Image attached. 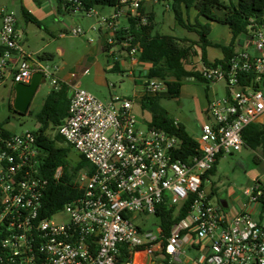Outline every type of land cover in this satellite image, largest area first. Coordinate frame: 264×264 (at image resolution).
Returning <instances> with one entry per match:
<instances>
[{
    "label": "built area",
    "instance_id": "obj_1",
    "mask_svg": "<svg viewBox=\"0 0 264 264\" xmlns=\"http://www.w3.org/2000/svg\"><path fill=\"white\" fill-rule=\"evenodd\" d=\"M143 2L120 0L111 16L99 18V24L111 31L105 47L115 44L120 17L148 23L150 13L142 10ZM82 14L98 16L94 8ZM17 24L14 11L2 14L0 87L11 83L12 105L16 84H30L36 72L46 80L53 76L39 62V54L23 46ZM127 32L122 45L132 61L140 62V46L132 45ZM69 33L85 35L80 27ZM244 38L245 46L234 51L227 66L200 60L201 78L209 85L224 84V95L209 102V120L195 138L199 155L188 161L175 157L182 145L179 138L140 123L134 111L137 96L102 101L73 87L67 117L56 133L93 172H78L81 195L57 211L69 215L67 222L41 214L49 180L40 174L34 132L15 134L1 127L0 264H134L138 252L163 254L171 264H264L260 185L244 192L247 203L234 215L216 205V195L203 187V176L224 155L241 151L244 130L264 116V23L250 19ZM51 82L55 90L62 83L59 78ZM143 87V99L168 95L166 81L160 78L146 75ZM62 175L59 166L53 178ZM187 201L186 216L171 226L168 235L161 224L143 231L136 222L144 214L156 215L162 205L173 208L176 216ZM249 207L255 213L248 212ZM187 249L200 256H187Z\"/></svg>",
    "mask_w": 264,
    "mask_h": 264
},
{
    "label": "trees",
    "instance_id": "obj_2",
    "mask_svg": "<svg viewBox=\"0 0 264 264\" xmlns=\"http://www.w3.org/2000/svg\"><path fill=\"white\" fill-rule=\"evenodd\" d=\"M60 12H84L91 8H116L120 5V0H56ZM169 7L174 15L175 21L179 26L189 32L196 33L198 42L194 46H186L185 41L178 39L173 35H162L154 33V18L150 14L147 24L143 25L138 19H128V26L124 30H117L116 42L111 45L118 46L127 39L128 30L132 36V45L139 44V61L151 65L148 78H160L166 81L167 93L171 97L180 94L184 81L194 78L204 82L200 72L192 63V57L200 55L205 63L207 60L208 47H217L221 49L223 58L213 62L214 64H225L227 66L231 56L235 51V44L240 36L244 38L247 28L250 25V19L257 24L264 23V0H236L235 3L225 6L222 0H170ZM195 8L199 17L208 20H214L213 12L215 9H227L229 14L223 18V22L228 25L233 40L228 46L213 44L209 40L211 25L201 23L199 19L194 24L186 22L184 19V9L187 11ZM142 10L145 11L142 7ZM20 14L27 22H32L38 26L40 23L28 12L20 7ZM18 26V24H17ZM196 47H198L196 49ZM4 48L0 46V56ZM45 59V56H40ZM207 84V83H205ZM208 85V84H207ZM71 86L61 83L59 89H53L46 97L42 110L38 115L34 134L36 135V145L39 151L41 176L49 180L48 190L43 198L42 216L51 217L57 211L64 208L74 199L81 195V191L76 183L78 172L87 170L93 172L91 165L80 156L79 161L73 162L71 159L72 147L56 133L54 137L48 135V129H56L62 125L67 117ZM141 109L150 113V126H157L176 136L182 141L181 149L175 155L176 158L188 161L190 157L199 155L197 150L198 142L186 130V127L177 123L170 117L167 110L161 105V97H145L141 104ZM16 113V112H15ZM2 125L0 124V128ZM244 147L258 151L261 155L256 156V162L264 160V126L255 123L247 127L243 132ZM219 161V160H218ZM218 161L213 168L203 176V187L207 185L206 180L210 179L216 173ZM63 167V175L59 179H54L55 170ZM259 182V181H258ZM211 195H217V188L212 185ZM259 202L264 210V188L261 187ZM190 201L185 202L183 207L175 216L173 208L168 209L165 205L157 209L156 215L161 220L165 234L168 235L171 226L182 220L188 210Z\"/></svg>",
    "mask_w": 264,
    "mask_h": 264
},
{
    "label": "rangeland",
    "instance_id": "obj_3",
    "mask_svg": "<svg viewBox=\"0 0 264 264\" xmlns=\"http://www.w3.org/2000/svg\"><path fill=\"white\" fill-rule=\"evenodd\" d=\"M225 1L229 2V0ZM21 4L22 0H0V16L15 10V7ZM110 9L107 8V10ZM159 13L161 18L165 14V25L158 29L160 33L166 31L165 33L185 41L187 45L194 46L195 41H197V34L179 26L171 11L163 13L160 9ZM215 20L219 21L218 19ZM89 22L92 21L81 18L78 23H71V27H80L86 32L83 36H71L69 33L71 29L67 32H59L61 28L64 29V26L61 27L59 23L54 28L48 26L47 28L50 29V32L54 31V38L49 32L46 33L43 30L44 26L38 27L32 22H27L23 16L18 18V29L22 32L27 30V35L35 45L50 43L48 51H53L56 54V58L55 60H42V64L49 68V73H52L53 76L41 83L26 114L15 113L12 107L11 95L13 87L11 83H8L7 87H0V124L4 129L15 134L27 131L34 132L36 130L38 115L42 110L47 95L54 88L51 82L52 79L60 78L61 75L73 69L78 59L87 55L93 46L98 44L99 33L88 31ZM26 26H28L27 29ZM60 33H66V37L60 38ZM185 38L196 39L188 41L184 40ZM239 39H243L242 36ZM210 40L224 45L231 43L233 36L227 27L221 25L212 33ZM58 45L66 51L63 58L58 57L55 51ZM23 46L27 48L26 44H23ZM208 53L212 59L223 56L221 49L217 47L209 48ZM200 60V55L192 57V63L197 66L198 70L200 69ZM63 61L65 62L64 65L62 64ZM98 61L99 66L97 68L91 67L86 74L78 77L80 81L78 87L90 92L102 101H109L114 96L131 97L134 83L128 72L124 70H121L123 73H119L117 70L113 71L115 59L106 53L99 52ZM141 83H143V80L138 84ZM182 87H184L183 90L176 97L169 95L161 97V105L167 110L170 117L176 122L180 121L179 123L187 128L186 130L191 136H196L199 135L198 125L200 121L198 120H201L202 113L211 100L224 95V84L207 85L195 79H186ZM208 96L209 100L207 99ZM135 114L142 125H145L151 117L149 112L142 110L139 106L135 107ZM258 123L264 126V116ZM47 131L51 138L56 134V129H52L51 126ZM260 155L258 151L243 147L241 151L224 155L220 159L216 167V173L210 178L206 189L210 190L212 185L217 188L214 202L217 205L218 198L225 200L228 205V208L223 209L225 213L234 215L244 209V205L248 200L244 195L247 189H251L255 185H260V187L264 188V160L261 159L259 162L255 160V157H260ZM70 156L73 162H77L80 159V156L73 149ZM247 211L255 213L253 207H249ZM256 215H260V212H256ZM52 219L58 223L67 222L69 215L65 211L56 212ZM136 222L143 231H154L161 224L160 218L153 214H144L137 218ZM186 255L196 258L200 256V252L187 249Z\"/></svg>",
    "mask_w": 264,
    "mask_h": 264
},
{
    "label": "crops",
    "instance_id": "obj_4",
    "mask_svg": "<svg viewBox=\"0 0 264 264\" xmlns=\"http://www.w3.org/2000/svg\"><path fill=\"white\" fill-rule=\"evenodd\" d=\"M169 1L170 0H144V2H143V5H142L143 9L146 12L153 14L154 33L162 34V35H171V34L165 33L166 31H163L164 33H160L158 31L159 28H162L165 25V18H164L165 14H163V17L161 18L160 13H159L160 9L163 11V13L171 11L170 7H169ZM222 2L225 6H227V5H230L231 3H235L236 0H229V2L222 0ZM18 7H19V9H20V7L23 8L24 11H26L30 15H32L40 23V26H38V25L37 26L38 27L44 26L43 30L46 33L49 32L50 35L53 36L54 38H55L54 31L50 32V29L47 28L48 26H51L54 28L55 26L57 27L58 26L57 23H59L61 25V27L64 26V29L61 28L59 30V32H64V31L67 32L68 30L73 29V27H71V23L76 24L79 22V19H81V18L91 20L92 22H89V28H88L89 30L88 31H96L99 33L100 39L98 41V44L93 46V48L89 51V53L87 55H84L83 57L78 59L75 66H73L74 67L73 69H71L69 72L61 75V77L59 78L60 82L69 84L71 86V89H70V95H71L72 91H73V87L79 86V84H80L78 77L86 74L88 72L89 68H91V67L97 68L99 66L98 53L103 52V53H106V54L112 56L115 59V65L113 67V71L117 70L119 73H123L121 70H124V71L128 72L129 77L133 80V83H134L132 96L135 95L139 98V101L135 105V107L136 106L141 107V104L143 101L144 87H143V83H141V84H138V83L141 82L143 79H145L146 75L149 74V71L151 69V65L146 64V63L137 62V61H132L129 54H128V51L126 50V48H124L123 45H118V46H113V47H111V46L105 47V42H106V38H107L106 36H107V34H111V31H109V30L106 31L105 28L101 24H99V18L111 16L114 13V8H111L110 10H107V8L106 9L94 8L96 10L98 16L97 17L96 16L95 17H89V16H86L85 14H82L80 12H70V13L66 12V11L60 12L58 9L56 0H22V4L18 5ZM12 11H14V10H12ZM228 14H229V11L227 9H224V8L215 9L213 12V16L215 17V19H218L219 21H217L215 19L214 20H208L204 17H199L198 11L195 8H191L188 11L186 9H184V19L186 22L194 24L195 21L197 19H199V21L201 23H203V24L209 23L211 25V33L209 35V40H210L212 33H214V31L219 26L223 25L224 27H227L229 29L228 25L223 22V18L226 17ZM69 20H71V21H69ZM0 21H1V19H0ZM117 26H118L117 30H124L125 28H127L128 19L126 18V16H122L118 19ZM0 27H1V25H0ZM27 27L28 26H26V29H27ZM93 28H95V29H93ZM17 31L20 32V34L22 36L21 37L22 44H26L27 48H29L30 51L39 54L38 58H39V62L41 64H42V60L40 59V56H45V59H43V60H55L56 54L53 51H48L50 43L43 44V45L42 44H36L35 45L32 43L31 38L27 35V30L22 32L18 29V26H17ZM229 32H231L230 29H229ZM85 34H86V32H85ZM194 34H196V33H194ZM59 37L65 38L66 33H60ZM195 39L185 38L184 40L193 41ZM42 40H44V39H42ZM244 40H245V38L239 39L236 42L235 47H234L235 51H238L245 46ZM197 42H198V36H197V41H195V43H197ZM212 43L221 45V44L215 43V42H212ZM184 44L187 46L186 42H184ZM228 45H230V43L224 44L222 46H228ZM209 48H213V47H208V49H207V60L209 62L213 63L216 60H218V59L221 60L223 58V56H222L220 58L212 59L208 53ZM55 51L57 52L58 57H61V58H63L65 53H66L65 49H63L59 45L55 48ZM62 64L64 65L65 62L63 61ZM193 79L194 78H190V80H193ZM183 88L184 87H182L181 90H183ZM165 96H167V94L163 95L161 97H165ZM196 99H197V97H196ZM207 99L209 100V96L207 97ZM135 107H134V111H135ZM208 120H209L208 107H206L205 111H203V113H202L201 120H198V121H200L199 125H198L199 126V134L201 132V130H200L201 124L208 122ZM149 121H150V119L147 122H149ZM179 122L180 121H178L177 123H179ZM197 136H199V135L192 136V137L196 138ZM219 161H218V163H219ZM134 264H171V263L169 262L168 258L163 254L162 255L161 254L156 255V256L152 257V256H149V255L143 253V252H138L134 255Z\"/></svg>",
    "mask_w": 264,
    "mask_h": 264
},
{
    "label": "water",
    "instance_id": "obj_5",
    "mask_svg": "<svg viewBox=\"0 0 264 264\" xmlns=\"http://www.w3.org/2000/svg\"><path fill=\"white\" fill-rule=\"evenodd\" d=\"M14 12L16 17L20 18L21 14L18 6L15 8ZM45 81L46 79L44 78L43 74L41 72H36L33 74L30 84L19 83L15 85V100L12 107L16 113L22 115L27 113L31 102L39 89V86ZM39 127L40 124H37L36 128ZM221 205L224 208L228 207L226 202H222Z\"/></svg>",
    "mask_w": 264,
    "mask_h": 264
},
{
    "label": "flooded vegetation",
    "instance_id": "obj_6",
    "mask_svg": "<svg viewBox=\"0 0 264 264\" xmlns=\"http://www.w3.org/2000/svg\"><path fill=\"white\" fill-rule=\"evenodd\" d=\"M217 201H218V204H220V205H221L222 202H226L225 200H223V199H221V198H218ZM226 204H227V202H226Z\"/></svg>",
    "mask_w": 264,
    "mask_h": 264
}]
</instances>
